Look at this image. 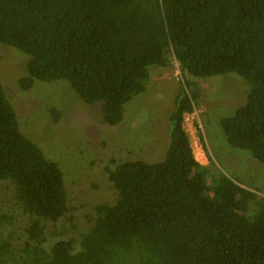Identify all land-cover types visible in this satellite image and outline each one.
Wrapping results in <instances>:
<instances>
[{
  "label": "trees",
  "instance_id": "16d2710c",
  "mask_svg": "<svg viewBox=\"0 0 264 264\" xmlns=\"http://www.w3.org/2000/svg\"><path fill=\"white\" fill-rule=\"evenodd\" d=\"M0 45L30 56L21 89L68 81L85 103H104L110 126L147 90L150 67L175 59L185 81L165 159L111 160L117 199L86 214L91 226L77 240L48 229L63 219L77 227L73 195L22 133L0 74V181L28 216L18 228L0 214V264H264V202L251 209L253 191L225 175L210 180L217 175L200 163L192 172L183 126L198 107L196 80L236 73L248 99L221 125L233 148L264 164V0H0Z\"/></svg>",
  "mask_w": 264,
  "mask_h": 264
},
{
  "label": "rangeland",
  "instance_id": "374dc122",
  "mask_svg": "<svg viewBox=\"0 0 264 264\" xmlns=\"http://www.w3.org/2000/svg\"><path fill=\"white\" fill-rule=\"evenodd\" d=\"M0 51L2 82L18 113L22 133L59 165L67 191L73 195L71 205L78 217L73 223L77 227L63 219L49 223L48 229L56 236L79 240L80 234L91 226L86 214L92 215L98 204L114 203L117 199L106 171L111 160H144L153 164L165 159L171 118L185 88L179 62L172 59L166 68L150 67L147 90L127 104L119 125L110 126L104 118V103H85L68 81L36 80L31 90L21 89L19 79L28 75L30 56L4 45H0ZM196 81L201 89L198 107L193 114L185 115L183 124L194 153L190 170L193 172L195 164L200 163L211 176L217 175L210 180L225 175L253 191L258 199L251 201L249 208L254 209L259 199L264 202V164L251 152L233 148L221 125L224 118L246 104L251 86L236 73ZM0 214L13 215L18 228L28 223L9 182L0 181Z\"/></svg>",
  "mask_w": 264,
  "mask_h": 264
},
{
  "label": "bare ground",
  "instance_id": "6f19581e",
  "mask_svg": "<svg viewBox=\"0 0 264 264\" xmlns=\"http://www.w3.org/2000/svg\"><path fill=\"white\" fill-rule=\"evenodd\" d=\"M200 155H202L201 151H200Z\"/></svg>",
  "mask_w": 264,
  "mask_h": 264
}]
</instances>
